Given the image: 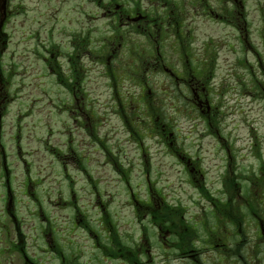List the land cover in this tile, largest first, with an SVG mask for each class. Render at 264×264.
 <instances>
[{
    "label": "rangeland",
    "instance_id": "rangeland-1",
    "mask_svg": "<svg viewBox=\"0 0 264 264\" xmlns=\"http://www.w3.org/2000/svg\"><path fill=\"white\" fill-rule=\"evenodd\" d=\"M132 8L150 16L138 23L149 21L152 45L119 20ZM70 42L75 97L57 72ZM202 86L211 116L192 104ZM0 112V212L16 219L0 246L18 241L0 264H130L141 245L143 264H264V228L233 213L257 206L264 219V0H0ZM150 117L165 125L164 143ZM170 141L202 178L176 162ZM237 184L249 199L225 203ZM149 199L175 235L211 246L197 254L160 237ZM222 207L223 218L210 216Z\"/></svg>",
    "mask_w": 264,
    "mask_h": 264
},
{
    "label": "flooded vegetation",
    "instance_id": "flooded-vegetation-1",
    "mask_svg": "<svg viewBox=\"0 0 264 264\" xmlns=\"http://www.w3.org/2000/svg\"><path fill=\"white\" fill-rule=\"evenodd\" d=\"M241 2L242 1H240V3ZM135 9L136 8H132L130 10V12H131V14H132V12H134V13H142L143 15L137 16L140 19H135L134 16L131 15V14L125 15V17H122V15L120 14L118 18H119V20H121L122 18L125 19L123 24H125L126 27L130 26V27L135 28L136 24H139L140 27H138V28H142V30L146 31L145 33L142 34V36L146 39L145 42H147L149 45H152L153 44L152 42H155L154 40H151L152 38L155 37V31L153 30L152 27H150L149 21L145 20L144 21L145 24L143 25V27L141 26L140 23H138L142 19L143 16L146 17V15L147 16H149V15L144 13L141 10H138V9L135 10ZM152 19H154V18H152ZM156 19L158 20V18H156ZM160 22H164V21H160ZM157 27H159L158 24H157ZM159 31H160V28H159ZM118 39L119 38L113 40L110 49H108V52L106 54V61H105V62H107V64H109L111 62V60L113 59V57L115 55V53H114V48H115L114 44H115L116 40H118ZM121 39H123V38H121ZM70 45H71L70 50L68 51V49L66 48L67 51H65V52H67V56L64 57L65 62L64 63H60L58 65L59 68H57L60 84L63 85V86L65 85L66 87H67V83H66V80H65V75L66 74L69 76V80L74 81V77H75V79L79 80V77H77L76 74H75L76 71L78 70L77 62L73 58L76 55V52H75L76 48H75V45L73 46L71 42H70ZM119 45H121L120 42L118 43V46ZM81 70H83V69H81ZM134 72L137 74L136 71H134ZM131 79L134 80L135 78L131 77ZM74 83H75L74 84L75 90L71 91V92L73 93V95L75 97L76 96V92H77V87H76L77 83L75 81H74ZM186 84H187L186 86H187L188 89H192L193 86H194V83H193L192 79H187ZM110 88H112V86H110ZM206 90H207L206 86H202V91H203L204 95L202 97L197 96L196 99L193 100L192 104L194 106L198 107V108H205L207 116H211L214 113V108H213V103L209 99L210 98L209 97V91L210 90H208V92H206ZM81 99H83V97H81ZM82 103L84 104L83 101L80 102V104H82ZM122 105H125V104L122 103ZM80 109H82L81 106L79 107V110ZM90 109L92 111V108H90ZM91 111L85 109V110H82L81 112H79V114L83 115L84 119L86 121H88V123H90V131L92 129V121L94 120L93 113ZM1 114L2 113L0 112V117H1ZM115 116L119 120V123L121 124V127L123 128V131L126 132L127 134H130L132 136L131 140L136 142L135 141V134H138V133H135V130H133V129L131 130V129L128 128V124L130 123L129 122V116H124L122 113H119V112H116ZM135 118L138 121H140L139 120V116H135ZM152 124H153V126H151V128H150V136L153 137V138H157L158 139V143L159 142L164 143V141H161L162 139H164L163 133H162V131H164V129H163V126H162L161 122L159 121V118L156 117V119L154 120V123H152ZM85 126H87V124H85ZM93 135H95V133L93 131L90 132L91 138H92ZM173 142H174V140H173ZM173 142L170 141V145L172 146V148L170 150V155L173 156L174 159H176V162L177 161L179 162L180 159H183L185 164H186L185 167H183V168L187 169L192 174H194V172L195 173L197 172V173L201 174L199 176H200V178H202L203 177V175H202L203 168L200 166V164L197 163L196 161L192 160L190 168L188 169V164L190 163L189 160L187 159L186 155H184V154H182L180 152V150L178 149V147L176 145H173ZM215 147L219 148V140L218 139H217V141L215 143ZM60 154L62 155L61 152H60ZM110 156L113 157V154H111V151L109 150V157ZM228 166L229 167L231 166L230 162L228 163ZM0 186H1V184H0ZM195 187L198 188V186H195ZM9 202H11L10 198H9ZM161 203H163V201H161ZM213 205H214V207H216L215 206V202H213ZM210 211H215V208L210 210ZM8 212H9V209H8ZM15 221H16V219H15V216H14L13 213H9V215H7L4 211H1L0 212V233L3 234L4 236H6L10 232H13V226L12 225H13V223ZM156 230L158 232H173L172 229H164L162 226H157ZM0 242H2V241L0 240ZM17 242H18L17 238H13L11 240V242H10V246H6V245L3 246V247L0 246V253H6V252L8 253L9 251L12 252L11 249H12V247L13 248L17 247ZM137 248H138V255L141 256V254H142V252H141L142 246L137 247Z\"/></svg>",
    "mask_w": 264,
    "mask_h": 264
},
{
    "label": "trees",
    "instance_id": "trees-1",
    "mask_svg": "<svg viewBox=\"0 0 264 264\" xmlns=\"http://www.w3.org/2000/svg\"><path fill=\"white\" fill-rule=\"evenodd\" d=\"M264 187V186H263ZM258 188L259 189H263L264 190V188H260L259 186H258ZM236 188H235V190H234V194H232L231 195V198L232 199H230L229 198V201H228V203L227 204H233L234 205V203H235V199H233V197H234V195L236 194ZM250 194V191H248V192H246L245 193V195L247 196V195H249ZM263 195H264V193H263ZM262 211H264V207H263V209H262ZM242 212H245V210H243L242 209ZM249 212L250 213H252V214H254V215H256V217L258 218V219H262L263 221H264V219L262 218V215H260L259 214V212H260V208L258 207L257 208V206H256V208H254L253 206H251L250 207V209H249ZM159 216V214H157V212L156 213H154V211H153V219L154 220H157V219H160L161 220V222L162 221H164L163 219H162V217H160ZM166 217V216H165ZM168 218H172V216H168ZM165 227L166 228H171L170 226H168L167 224L165 225ZM172 233V237H171V239L174 237V232H171ZM193 234V235H192ZM176 237L174 238V240H176V242H178V243H180V246L183 248V249H186V250H189V249H196L198 246L196 245V244H194V237H196L197 235L196 234H194L193 232H188V234H186L185 232H183L181 235H175ZM191 240H193V241H191ZM116 243V242H115ZM117 244V243H116ZM226 253H229V255L231 256V257H233V256H235L236 255V251L234 250V248H232V249H229V250H226ZM230 257V258H231Z\"/></svg>",
    "mask_w": 264,
    "mask_h": 264
}]
</instances>
